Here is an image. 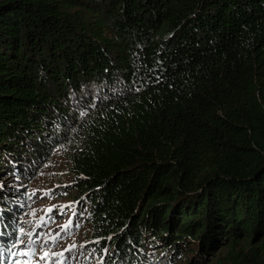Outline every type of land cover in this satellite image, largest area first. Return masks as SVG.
Listing matches in <instances>:
<instances>
[{
  "label": "trees",
  "instance_id": "1",
  "mask_svg": "<svg viewBox=\"0 0 264 264\" xmlns=\"http://www.w3.org/2000/svg\"><path fill=\"white\" fill-rule=\"evenodd\" d=\"M56 148L88 262L264 264V0H0L4 260Z\"/></svg>",
  "mask_w": 264,
  "mask_h": 264
},
{
  "label": "rangeland",
  "instance_id": "2",
  "mask_svg": "<svg viewBox=\"0 0 264 264\" xmlns=\"http://www.w3.org/2000/svg\"><path fill=\"white\" fill-rule=\"evenodd\" d=\"M59 148L54 149L51 155L48 157L49 160L44 164L37 167V171L33 177H29L28 183H19L17 184L20 187L25 188L26 197L20 198L21 202L18 203L17 218L20 220L19 227L25 228L28 230L32 227V225L25 223V221H33V224L38 222L42 217L47 220L49 217H54V222L50 223V226H45L42 229H36V233H43L41 236V241L47 236L49 232L60 231L61 227L72 218L75 223L80 225L79 228L73 226L72 234L69 235L67 233H61L60 246L55 247L54 250L56 253L62 252L65 248L72 246L73 244L77 245L76 248L72 250L71 253L64 251L63 257H53L48 259L42 264H52V259L63 260L64 258L68 259L69 264H94V262H88L87 252L85 247L89 244L88 242V230L89 224L85 220V216L83 213L79 212V209L74 205L75 211L77 215L75 217L72 216V213L69 212L67 215L61 216L56 209H53L52 213L47 211L48 208L53 207L55 205H68L72 204L69 200L71 198L69 195H63V199H58L55 197L54 193L61 186H66L70 184L72 175L70 174L69 166L66 157L61 152ZM10 174L6 175L0 180L1 184L9 185L13 183V179L18 176V174ZM25 178V177H24ZM47 193V194H46ZM14 211V212H15ZM84 211V209H83ZM35 212V215L32 213ZM5 236H3L4 238ZM37 236H33L32 239H36ZM5 239V238H4ZM9 239H6L8 243ZM14 240V239H13ZM13 240H11L13 242ZM40 241H38L39 243ZM6 243V245H7ZM80 245H84L83 248L79 247ZM9 246H7L8 248ZM6 248V249H7ZM26 250L23 245L20 246V249L14 250ZM49 250V249H45ZM216 256L223 254L225 251L222 248H215ZM42 251L38 253V255H42ZM195 253L191 254L187 252L185 259L193 260ZM6 260H4V264H10L11 261H15L17 259L20 260L21 264H24V261L27 259L28 264H37L38 257H24V256H16L13 257L9 253L5 255ZM7 261V262H6ZM210 262H214V260H210ZM174 264H186L185 260L182 258H178Z\"/></svg>",
  "mask_w": 264,
  "mask_h": 264
},
{
  "label": "snow or ice",
  "instance_id": "3",
  "mask_svg": "<svg viewBox=\"0 0 264 264\" xmlns=\"http://www.w3.org/2000/svg\"><path fill=\"white\" fill-rule=\"evenodd\" d=\"M86 113H80V115H85ZM47 194V193H46ZM56 209V211L61 215H67L69 212L72 213V216L75 217L77 215L75 211V207L73 204L68 205H55L53 207H50L47 209L49 213L53 212V209ZM35 215V212L32 213ZM54 217H49L47 220H45L43 217L33 224V221H25V223L32 225L31 228L28 230H25L23 227L13 228V233H17L15 235V238L11 245L7 248V252L13 256H24L28 258L32 257H38L37 264H42V262L51 259L53 257H63L64 251L71 253L74 248L77 247V245L73 244L72 246L65 248L62 252L56 253L54 250L55 247L60 246V240H61V233H67L69 235L72 234V228L75 226L76 228H79L80 225L78 223L74 224V221L72 218H69V220L61 227L60 231L53 230L52 232H49L47 236L41 241V236L43 233L37 234L36 229H42L45 226H50L51 222H54ZM9 235L12 236V233H5L0 232V236ZM37 236L36 239H32L33 236ZM108 239H111V237H108ZM38 241H40L38 243ZM94 243H99V241H94ZM23 245L26 250H19L14 251L17 249H20V246ZM3 245H0V248H2ZM79 247L83 248L84 245H80ZM49 249V250H45ZM42 251V255H38L39 252ZM105 251H107L105 249ZM0 264H4V253L3 251H0ZM10 264H21L20 260L17 259L15 261H11ZM24 264H28V260L26 259L24 261ZM52 264H69L68 259L64 258L63 260H57L52 259Z\"/></svg>",
  "mask_w": 264,
  "mask_h": 264
}]
</instances>
